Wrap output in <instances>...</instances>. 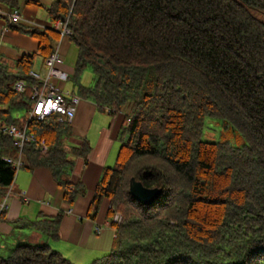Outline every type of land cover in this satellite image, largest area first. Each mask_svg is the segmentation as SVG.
Returning <instances> with one entry per match:
<instances>
[{
  "label": "trees",
  "instance_id": "1",
  "mask_svg": "<svg viewBox=\"0 0 264 264\" xmlns=\"http://www.w3.org/2000/svg\"><path fill=\"white\" fill-rule=\"evenodd\" d=\"M19 1L0 5L16 9ZM47 10L53 21H68L80 97L125 117L116 163L104 169L92 201L97 214L109 199L115 239L90 264H264V0H58ZM12 26L40 45L15 61L0 54V197L18 171L4 157L21 151L3 127L28 123L49 150L27 140L22 166L49 168L73 202L82 190L71 182L74 157L86 158L90 143L69 144L72 126L57 115L28 122L12 114H29L36 56L55 52L60 32ZM87 68L93 83L83 85ZM21 79L24 92L14 88ZM209 121H224L245 143L206 141ZM132 178L161 196L139 202ZM60 223L43 217L29 225L55 240ZM0 264L76 263L43 240L0 254Z\"/></svg>",
  "mask_w": 264,
  "mask_h": 264
},
{
  "label": "crops",
  "instance_id": "2",
  "mask_svg": "<svg viewBox=\"0 0 264 264\" xmlns=\"http://www.w3.org/2000/svg\"><path fill=\"white\" fill-rule=\"evenodd\" d=\"M58 0H20L22 19L17 25L28 27L54 28L47 6ZM70 1V0H62ZM0 54L10 60H18L23 55L37 54L40 41L24 31L15 29L7 14L13 9L0 5ZM6 15V16H5ZM56 49L62 58L57 66L70 75H74L78 60V48L69 37L60 39ZM37 71L44 76L47 73L42 56ZM68 81V80H67ZM57 85L65 91L66 83ZM124 115H111L100 109L97 104L81 97L75 119L71 123L72 135L67 142L71 145L82 144L84 140L92 146L86 158L74 157L75 165L71 182L82 190L73 202L68 199L67 190L60 186L47 167L29 169L22 166L11 186L4 189L11 195L8 209L0 210V254L10 251L23 242H43L51 246L76 264H90L107 255L114 243L116 228L108 218L109 199H105L97 214L92 201L97 184L104 169L116 163L120 148L119 133L124 123ZM61 217L58 239L52 240L36 227L29 225L43 217Z\"/></svg>",
  "mask_w": 264,
  "mask_h": 264
},
{
  "label": "built area",
  "instance_id": "3",
  "mask_svg": "<svg viewBox=\"0 0 264 264\" xmlns=\"http://www.w3.org/2000/svg\"><path fill=\"white\" fill-rule=\"evenodd\" d=\"M0 14H6L3 10H0ZM11 22L18 23L21 21L22 16L18 8L7 14ZM55 28L60 32V39L69 37L71 34V29L69 27L68 21L58 20L56 22ZM60 42V41H59ZM58 42V43H59ZM62 62V58L59 54V50L56 49L51 55L44 59L45 68L47 70L46 75L32 70L30 75L34 77L37 82L31 86L32 89V100L33 105L28 114L29 120L36 118L39 121H44L47 118L57 115L61 122L71 124L75 119L77 106L80 103V97L70 91H65L63 88L59 87L55 82L66 83L69 79V74L61 70L57 65ZM28 84L25 80H18L15 83V89L24 92ZM28 123L23 129H20L17 125H5L3 131L7 134L13 136L17 140V144L22 151L24 143L27 140L37 143V147L43 152H47L49 147L45 140L38 141V139L33 135L28 133ZM21 151L19 152V157L12 158L10 156H5L4 158L11 162L16 169L22 167L23 162L21 160ZM12 190H8L6 194L0 197V210L2 212L8 209V201ZM122 217L118 213L116 214L114 221L121 222Z\"/></svg>",
  "mask_w": 264,
  "mask_h": 264
},
{
  "label": "rangeland",
  "instance_id": "4",
  "mask_svg": "<svg viewBox=\"0 0 264 264\" xmlns=\"http://www.w3.org/2000/svg\"><path fill=\"white\" fill-rule=\"evenodd\" d=\"M12 23H14V22H12ZM41 63H42V58H38L37 61H35V65H34L35 71H42V69L40 68ZM92 78H93L92 69L87 68L81 75L80 83L83 85H90L93 83ZM66 88H67V90H71V91L73 90V93H75L78 97H80L79 84L76 81V79L74 78V75H70V78L68 79V81L66 83ZM80 99H81V97H80ZM12 114L14 115V117H18L21 120H25L28 118V113L26 112L25 109H22L19 111L18 110L13 111ZM223 123L225 124L224 121H222V123L221 122L216 123V122L209 121L208 125L205 129L204 139L206 141H211V142L228 141L235 146H238V147L242 146L245 143V140L243 138L238 137V135H237V133H235V131L227 128L226 124L224 125ZM19 128L23 129V128H21V126ZM9 252L10 251H7V252L3 253L2 255L6 256L9 254Z\"/></svg>",
  "mask_w": 264,
  "mask_h": 264
},
{
  "label": "water",
  "instance_id": "5",
  "mask_svg": "<svg viewBox=\"0 0 264 264\" xmlns=\"http://www.w3.org/2000/svg\"><path fill=\"white\" fill-rule=\"evenodd\" d=\"M130 191L135 199L146 205L153 203L163 192L160 188H147L135 178L131 180Z\"/></svg>",
  "mask_w": 264,
  "mask_h": 264
},
{
  "label": "clouds",
  "instance_id": "6",
  "mask_svg": "<svg viewBox=\"0 0 264 264\" xmlns=\"http://www.w3.org/2000/svg\"><path fill=\"white\" fill-rule=\"evenodd\" d=\"M60 36H61V35H60ZM69 38H70V36H69ZM59 41H60V40H59ZM59 41H58V42H59ZM55 50H56V49H55ZM47 57H48V56H47ZM44 59H45V58H44Z\"/></svg>",
  "mask_w": 264,
  "mask_h": 264
}]
</instances>
